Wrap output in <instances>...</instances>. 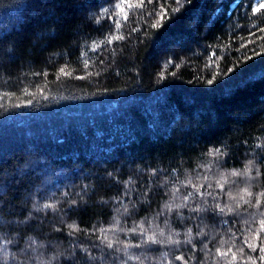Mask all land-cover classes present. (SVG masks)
<instances>
[{
	"label": "trees",
	"instance_id": "1",
	"mask_svg": "<svg viewBox=\"0 0 264 264\" xmlns=\"http://www.w3.org/2000/svg\"><path fill=\"white\" fill-rule=\"evenodd\" d=\"M255 5L15 0L0 8V233L24 231L21 195L48 173L55 179L37 196L51 191L58 203L41 231L61 228L55 235L78 246L79 264H118L100 240L139 244L142 231L117 230L139 229L141 219L148 228L153 216L178 235L175 244L134 248L145 264H232L229 248L243 249L237 264H264V235L255 238L264 200L222 213L215 205L229 203L228 186L207 179L253 160L262 175L230 186L264 190V7ZM26 157L34 160L21 173ZM173 188L180 214L156 215ZM198 204L204 211L189 210ZM73 220L79 231L68 237Z\"/></svg>",
	"mask_w": 264,
	"mask_h": 264
},
{
	"label": "clouds",
	"instance_id": "2",
	"mask_svg": "<svg viewBox=\"0 0 264 264\" xmlns=\"http://www.w3.org/2000/svg\"><path fill=\"white\" fill-rule=\"evenodd\" d=\"M15 3V0H0V8H5ZM10 51L11 47L6 46ZM34 158L26 157L24 161L17 165L18 171L23 173L28 171ZM261 165L253 160H244L240 167H226L219 170L215 177L208 176L209 181L215 179L214 187L224 188L228 186V190L224 195L228 198V204H216L215 208L220 212L230 211V205L233 202L249 203L250 206H255L249 199L253 196H258L261 200H264V190L258 193L253 192V185L251 183H245L236 188H232L230 185L235 177H248L253 172L255 176L259 178L262 175ZM55 179L54 174H41L35 181L31 190H26L22 193L19 203L26 208L25 216L18 221L19 226L24 228L22 233L13 232L11 235L0 233V264H79L77 259V247L74 246L72 239H63L57 237L55 233L60 232L62 229L56 225H48L46 230L41 231L40 225L43 223L42 217L48 210H54L58 201L52 199L53 193L49 191L42 199L38 198L37 194L43 192L48 185H50ZM182 183L185 181H181ZM186 182L191 184V179H186ZM197 191L199 188L197 186ZM172 196L163 200L160 204V211L156 215H165L172 211H176L177 215L180 214L179 210L185 205L182 202H173L175 196V188L172 189ZM184 200L189 197H184ZM69 203L74 204L75 201ZM127 208H125V211ZM190 211H204L202 205H197L195 209L189 208ZM155 216L148 222L149 227L144 228V221L141 219L139 222V229H118L119 232H134L142 231L144 233L143 238L139 244H133L130 240L121 239L118 235H110L100 240V244L110 249L112 256L118 261V264H145V258L143 254L137 255L133 249L148 244L168 245L175 244L174 237L178 235L167 218L164 220L163 226H155ZM30 221H37L34 230H27V223ZM63 222V221H62ZM264 222V221H262ZM167 229V234L166 230ZM63 231L68 237L75 236L79 231L76 222H67ZM203 234V230L200 233ZM190 235V231L185 232V237ZM221 243L225 241L221 240ZM208 247L207 244L204 245ZM86 251V249H85ZM165 256L167 254H164ZM90 260L98 259V257H89ZM150 259V257H148ZM104 264H108L105 261Z\"/></svg>",
	"mask_w": 264,
	"mask_h": 264
},
{
	"label": "snow or ice",
	"instance_id": "3",
	"mask_svg": "<svg viewBox=\"0 0 264 264\" xmlns=\"http://www.w3.org/2000/svg\"><path fill=\"white\" fill-rule=\"evenodd\" d=\"M261 7H264V6H261ZM253 11H257V9L254 8ZM209 82H211V81H209ZM260 229H261V231H260L259 235L256 234V237H255L257 240L259 239L260 235H264V222L260 223ZM244 243L250 249H252V248L256 249L257 248V245L255 243H249L248 240L244 241ZM237 251L240 252V253H243V249L242 248L238 249ZM237 251H233L231 248H229V250H228L227 254L231 255L232 264H237ZM259 251L262 253L261 256L259 257V259H260V261L264 262V247H260ZM216 252L220 256L226 255V253L222 252L219 248L216 249ZM176 258L179 259L178 256ZM249 260H251V259L249 258Z\"/></svg>",
	"mask_w": 264,
	"mask_h": 264
},
{
	"label": "rangeland",
	"instance_id": "4",
	"mask_svg": "<svg viewBox=\"0 0 264 264\" xmlns=\"http://www.w3.org/2000/svg\"><path fill=\"white\" fill-rule=\"evenodd\" d=\"M261 6H264V0H256L255 8H259ZM243 178H245V177H243Z\"/></svg>",
	"mask_w": 264,
	"mask_h": 264
}]
</instances>
